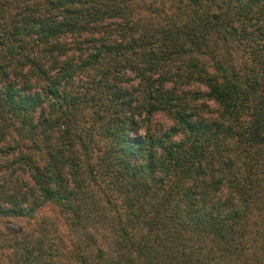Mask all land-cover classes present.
<instances>
[{
    "label": "trees",
    "instance_id": "1",
    "mask_svg": "<svg viewBox=\"0 0 264 264\" xmlns=\"http://www.w3.org/2000/svg\"><path fill=\"white\" fill-rule=\"evenodd\" d=\"M0 156V264H264V0H0Z\"/></svg>",
    "mask_w": 264,
    "mask_h": 264
},
{
    "label": "rangeland",
    "instance_id": "2",
    "mask_svg": "<svg viewBox=\"0 0 264 264\" xmlns=\"http://www.w3.org/2000/svg\"><path fill=\"white\" fill-rule=\"evenodd\" d=\"M232 56H234L232 58L235 61L237 59V57H238V52H233ZM84 81L85 80L83 78H81L80 81L77 79L76 83H75V85L73 86V89H72L73 92L75 90H77V89L79 90L80 86L84 85ZM188 89H193L194 91L195 90L199 91L198 93H200V94H198L199 96H197V98H198L197 101L198 102H196V103H201V101H202V103H205L208 106V111L214 110V108H215L214 103L211 100H208L207 98L202 96V93L204 91L201 88H199V87L195 88L192 85V86H189ZM84 116L85 117L82 118L83 120H81V122L83 123L84 127H87L88 125L91 124L92 118L90 117L88 112H86ZM84 121L86 122V124H85ZM135 121L138 123L137 124V128H136L137 129L136 130L137 137H142L143 136V133H144V130L146 129V127L149 129L150 132L159 133L160 131H164L165 129H167L168 127H170L172 125V122L169 119H167L161 113H154L149 118V122L148 123H145L143 121L142 117L141 118H135ZM93 136H94L93 140L96 141V143H97V145L99 147L100 144H101V140L99 138L100 137L99 134L93 131ZM3 163H4V161L2 160V158L0 156V177H3V176L8 177V176H10L12 171H11V169H8L10 167L7 168V166L3 165ZM56 212H57L56 209L53 208L52 206H46L45 208L40 210L39 214L42 215L43 217H50V218L54 219L56 222H58L59 223L58 224V228H59L60 234L61 235H66V232H65L66 231L65 221L62 218V216L59 215ZM36 219H37V217H36ZM46 220H48V219H46Z\"/></svg>",
    "mask_w": 264,
    "mask_h": 264
}]
</instances>
